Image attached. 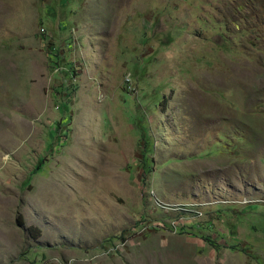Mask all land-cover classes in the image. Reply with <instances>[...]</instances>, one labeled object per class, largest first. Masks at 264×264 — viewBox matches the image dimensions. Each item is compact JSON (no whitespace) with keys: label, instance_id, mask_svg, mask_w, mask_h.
<instances>
[{"label":"rangeland","instance_id":"1","mask_svg":"<svg viewBox=\"0 0 264 264\" xmlns=\"http://www.w3.org/2000/svg\"><path fill=\"white\" fill-rule=\"evenodd\" d=\"M0 264H264V0H0Z\"/></svg>","mask_w":264,"mask_h":264},{"label":"trees","instance_id":"2","mask_svg":"<svg viewBox=\"0 0 264 264\" xmlns=\"http://www.w3.org/2000/svg\"><path fill=\"white\" fill-rule=\"evenodd\" d=\"M58 144H61V145H63V142H62V140H60Z\"/></svg>","mask_w":264,"mask_h":264}]
</instances>
